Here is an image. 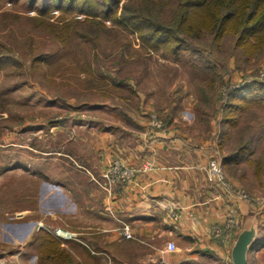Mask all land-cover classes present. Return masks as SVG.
Segmentation results:
<instances>
[{"label":"rangeland","instance_id":"374dc122","mask_svg":"<svg viewBox=\"0 0 264 264\" xmlns=\"http://www.w3.org/2000/svg\"><path fill=\"white\" fill-rule=\"evenodd\" d=\"M146 2L119 0L116 15L122 18L138 12L167 21L169 26L176 24L174 9L148 13L144 10ZM231 2L222 13L230 11L234 3H240ZM243 2H248L246 20L256 9L258 0ZM33 6L30 0H0V53L17 57H14L17 62L0 69V165H3L0 171L12 162L21 164L59 157L60 150L74 152V144L67 147L63 144L62 149L60 141L85 133L91 127L118 123L129 126L133 119L136 123L147 119L156 130L151 125L152 115H157L165 126L177 114V124L181 121V127L191 126L190 134L195 138L216 142L210 160L224 163L225 157L247 147L238 162L247 165L241 170L228 166L224 168L225 175L234 187L235 175L241 176V184L236 188L248 195L246 201L255 203L254 213L247 219H256L259 236L264 235V104L252 98L246 100L245 96V100L233 96L239 88L264 85V45L248 52L247 45L256 41H239L245 31L242 26L245 20L238 29L220 38L216 36L218 23L213 32L202 28L197 37L188 36L189 49L174 53L169 48L173 41L151 48L142 42L136 30L131 34L110 19H102L99 25L86 21V15H65L61 10L40 17ZM76 16L81 35L92 43L77 36L62 41L44 27L45 22L62 25ZM31 39L36 40L34 51L30 47ZM31 54H44L46 58L31 67L28 63ZM89 61L91 68L87 71L89 68L85 66ZM248 94L253 98L264 97V89L260 87L241 95ZM220 144L225 151L220 152ZM114 160L121 159L114 158L110 163ZM3 181L0 256H6L7 260L1 259L0 264H155L146 259V254L151 253L142 247L126 248L129 258L127 254L123 256L124 248L116 249V257L107 249L94 248L89 243V247L81 249L67 244L62 248L64 234L60 236L58 228L48 226L41 219L33 225L34 230L46 235L49 247L36 249L33 256L15 252L14 257H8V252L17 248L19 242L14 236L8 237L11 224L33 220L22 208L30 207L47 217L56 214L45 206L44 187L38 181L34 186L22 175H12ZM14 208L22 211L13 212ZM70 235L73 238L67 239L76 238L73 233ZM60 251L67 253V257L59 255Z\"/></svg>","mask_w":264,"mask_h":264},{"label":"crops","instance_id":"0c3cea01","mask_svg":"<svg viewBox=\"0 0 264 264\" xmlns=\"http://www.w3.org/2000/svg\"><path fill=\"white\" fill-rule=\"evenodd\" d=\"M178 120L175 114L164 128L156 130L147 119L137 123L133 119L129 126L98 125L60 141L62 149L74 144V152L60 150L59 157L5 166L0 171V184L12 175L26 176L34 186L38 181L44 187L45 206L56 214L47 217L30 207L22 208L33 220L11 224L8 237L14 236L19 242L8 257H14L15 252L29 256L36 249L49 247L46 235L34 230L33 225L41 219L77 238H65V243L59 244L62 248L73 245L81 249L89 247V243L94 248L107 249L114 257L118 256L117 250L124 248L122 254L129 258L126 248L142 247L151 253L145 258L155 264H233L234 241L223 243L212 235V228L224 224L231 210L238 213L243 224L254 213L255 203L209 180L208 167L216 142L195 138L190 134L192 127H181ZM114 158L136 168L138 174L121 193L110 195L98 180H103L102 175ZM222 164L237 170L247 165ZM235 177L237 180L233 181L239 187L241 176ZM124 225L130 227L134 239L120 234ZM170 241L178 247L175 253L165 251ZM66 254L60 251L59 255L67 257ZM4 257L0 256V260H7ZM248 264H264V247L249 253Z\"/></svg>","mask_w":264,"mask_h":264},{"label":"trees","instance_id":"16d2710c","mask_svg":"<svg viewBox=\"0 0 264 264\" xmlns=\"http://www.w3.org/2000/svg\"><path fill=\"white\" fill-rule=\"evenodd\" d=\"M41 1L39 2L38 0H30V2L34 4L32 8L39 11L40 17H44L50 12L54 13L55 10H61L65 15H72L75 13L86 15V21H91L92 23L95 22L99 25L102 24V19H110L115 24L124 26L123 28L127 31L129 30L131 34L136 30L139 33L142 42L149 45L151 48L157 49L160 44L173 41V45H171L169 48L174 53L182 49H189L190 38H188V36L191 34L193 37H197L198 34H200V29L202 30V28L206 27L205 29L207 31L213 32L212 29L218 23L217 27L219 28V31L216 35L218 38L223 36L225 33H228V31L238 29L239 25H241V21H244L246 18L245 9L248 5V2L245 3L243 0H239L240 3H234V7H232L230 11H225L224 14L222 13L224 8L230 7L232 4L231 0H147L144 10H147L148 13H154L159 9H174L173 12L176 15V24H170L171 26H169L167 21H163L159 18H151V16H143V13L141 15L138 12H136L137 15L122 17V21V18L117 17V10H115V6H117L119 0ZM38 2L40 3L39 5H37ZM173 4H176V6ZM255 6L256 9L254 8L255 10L247 16V19L242 24L243 28H245V31L239 39V41H247V43L250 41H256L255 43L247 45L248 52H254L253 48L255 49L258 45H264V0H258ZM79 22L80 21L76 16L73 17V19L66 21L62 25H55L51 23L47 24L45 22L44 27L46 30H49L51 33H53L56 38H59V40L62 41H66V39L63 38L77 36L78 38L84 39L85 42L92 43L93 41L86 40V38L81 35ZM101 26L104 28V25ZM31 40V45H29L32 48L36 44V40ZM76 44L78 45L77 42ZM128 45L131 46V42H128ZM32 51H34L33 48ZM6 56H12L13 59ZM14 57V55L0 53V69L11 62H17V59H14ZM45 58L46 57L44 54H31L28 63L31 67H35V65L43 62ZM85 67L89 68L87 71L90 70V61ZM260 87H263L264 89V85H260L258 83L254 85L252 84L251 87L239 88L233 92V96L234 98H240L243 100H245L243 97L245 96L246 100L252 98L261 101L264 104L263 96H258V98L256 96L253 98L251 94L241 95L243 92H253L255 90H259ZM164 127L165 126L162 128ZM246 150V146L240 147L235 153L225 157L224 163H238L241 158L244 157V154L242 153H245ZM260 247H264V235L258 236L256 241L251 246L250 252Z\"/></svg>","mask_w":264,"mask_h":264},{"label":"built area","instance_id":"2783aa9c","mask_svg":"<svg viewBox=\"0 0 264 264\" xmlns=\"http://www.w3.org/2000/svg\"><path fill=\"white\" fill-rule=\"evenodd\" d=\"M151 125L160 129L164 125L163 121L157 116L152 115L151 117ZM138 174V170L134 167L125 165L121 160H114L104 171L102 177V182L99 184L108 191L110 195L114 193H121L126 185ZM208 178L211 182L219 184L224 187V189L233 193L241 199H248V195L245 194L244 191L237 189L231 183L227 182L225 169L222 163L217 161L216 159H212L209 162L208 167ZM175 219L178 218V215H174ZM242 221L238 217V213L234 210H231L226 215V221L222 225H215L212 228V235L222 241L223 243H230L232 241L235 242L236 237L239 231L242 228ZM63 233L65 238H73L70 233L65 231L57 230V234ZM69 234L68 236L66 234ZM120 234L127 239H134V235L131 232V229L128 225H124L120 229ZM61 236V235H60ZM178 250V247L174 241H170L167 243L165 248L166 252L175 253Z\"/></svg>","mask_w":264,"mask_h":264},{"label":"water","instance_id":"95a60500","mask_svg":"<svg viewBox=\"0 0 264 264\" xmlns=\"http://www.w3.org/2000/svg\"><path fill=\"white\" fill-rule=\"evenodd\" d=\"M259 236V226L256 219H246L231 249L233 264H248L251 246Z\"/></svg>","mask_w":264,"mask_h":264}]
</instances>
